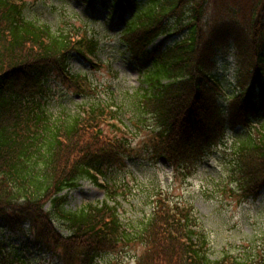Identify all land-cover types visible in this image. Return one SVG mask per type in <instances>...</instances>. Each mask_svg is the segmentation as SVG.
Instances as JSON below:
<instances>
[{
    "label": "trees",
    "instance_id": "trees-1",
    "mask_svg": "<svg viewBox=\"0 0 264 264\" xmlns=\"http://www.w3.org/2000/svg\"><path fill=\"white\" fill-rule=\"evenodd\" d=\"M106 2L123 22L122 41L142 68L132 124L147 130L151 157L166 160L174 177L186 176L231 132L230 173L238 192L249 198L264 188V0H86L90 7ZM24 10L22 0H0V227L31 231L39 245L59 249L65 264H96L124 241L144 244L137 264H264L209 258L191 205L156 197L153 212L131 233L123 229L114 188L99 184L112 206L106 199L79 212L63 209L67 198L59 194L80 179L99 186L98 178L131 147L101 130L103 121L119 122L108 108L91 107L68 121L49 119L37 96L47 91L50 69L75 82L70 54L94 56L98 43L55 34L27 20ZM162 36L176 38L152 48ZM226 50L237 62L230 94L215 74ZM47 204L67 235L56 230ZM6 244L0 239V264H23Z\"/></svg>",
    "mask_w": 264,
    "mask_h": 264
},
{
    "label": "rangeland",
    "instance_id": "rangeland-1",
    "mask_svg": "<svg viewBox=\"0 0 264 264\" xmlns=\"http://www.w3.org/2000/svg\"><path fill=\"white\" fill-rule=\"evenodd\" d=\"M22 1L27 20L49 26L55 34L66 32L73 40L83 37L98 43L96 55L90 62L75 53L70 54L69 71L77 76L75 82L67 81L63 70L50 69L45 81L47 91L37 96L43 100L49 119L68 121L96 106L112 109L117 112L119 122L103 121L100 128L110 141L122 137L131 147V152L98 180V184L116 189L117 194L113 196L116 203L112 197L107 198L102 187L80 179L77 187L59 194L67 198L63 209L79 212L108 199L109 206L115 203L118 207L123 229L131 233L153 212L156 197L174 205L188 208L191 205L200 233L202 231L206 237L209 258L220 260L228 256L245 262H264V188L249 198L241 197L238 192L235 175L230 173L233 154L229 149L233 134L228 132L225 144L212 149L186 176L174 177L166 160L151 157L147 130L139 132L132 124L137 115L133 104L135 94L143 86L142 68L122 41L124 24L117 14H111V3H95L90 7L86 0ZM125 18L130 19V14ZM174 37H159L152 48L168 46ZM236 63L232 51L226 50L218 56L215 67V74L223 80L229 94L234 89ZM45 209L51 210V205L47 204ZM51 213L54 217V211ZM54 220L56 230L67 235L63 223L58 218ZM33 234L31 231L24 235L9 233L0 227V239H5L10 250L24 260L23 264H65L59 249L52 244L51 248L39 245ZM143 252L144 244L140 241H124L113 251L103 254L96 264H137Z\"/></svg>",
    "mask_w": 264,
    "mask_h": 264
}]
</instances>
